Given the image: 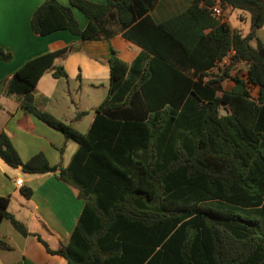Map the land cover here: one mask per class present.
<instances>
[{
	"label": "trees",
	"instance_id": "obj_1",
	"mask_svg": "<svg viewBox=\"0 0 264 264\" xmlns=\"http://www.w3.org/2000/svg\"><path fill=\"white\" fill-rule=\"evenodd\" d=\"M216 1L224 14H248L246 35L211 17ZM157 2L43 0L35 9L36 37L67 31L102 41L120 33L140 49L129 63L111 50L107 94L85 133L33 102L47 70L67 78L53 67L66 50L32 58L4 80L5 95L17 96L23 110L77 146L59 179L77 190L81 214L65 245L50 250L37 240L67 264H264V45L255 36L264 26V0H190L156 23L149 13ZM73 9L86 19L84 28ZM230 50L229 66L244 67L233 77L228 67L215 71ZM10 59L0 47V61ZM227 78L230 90L222 87ZM0 160L24 174L55 171L43 154L22 163L3 132ZM21 194L29 198L32 190ZM8 203L0 196V224L7 220L30 235Z\"/></svg>",
	"mask_w": 264,
	"mask_h": 264
},
{
	"label": "crops",
	"instance_id": "obj_2",
	"mask_svg": "<svg viewBox=\"0 0 264 264\" xmlns=\"http://www.w3.org/2000/svg\"><path fill=\"white\" fill-rule=\"evenodd\" d=\"M57 1L61 5H69V0ZM87 1L105 3V0ZM42 2L43 0H0V47L11 54L8 62L0 61V133L9 137L22 163L37 154H43L49 165L55 168L52 173L29 175L22 173L20 168L6 166L0 160V196L9 198L8 213L30 234L21 236L9 221L4 220L0 224V240L9 249L0 250V264H67L62 256L48 254L37 236L50 250L65 245L83 208V201L78 198L77 190L59 179V171L69 163L77 148L76 144L65 140L61 133L23 110L17 96L5 95L4 80L32 58L66 50L63 55L55 58L53 67H62L67 78L55 79L52 77V68L47 70L33 90V102L39 110L70 124L76 130H79L84 119L90 118L88 129L95 109L102 100H91L89 91L96 93L99 86L106 89L104 84H108V59L111 50L126 63L131 62L140 52L137 46L126 41L120 33L102 41H85L67 31H57L43 37L34 36L30 20ZM189 5L190 0H158L149 15L158 23L183 12ZM74 10L79 26L84 28L86 19ZM231 11L227 9L226 13ZM123 52H130L126 60L123 59ZM72 82L74 90H81L83 87L86 93L85 100L79 99L76 104L72 99L70 102L66 99ZM65 104L68 105L66 108ZM65 109L69 110V116L63 115ZM17 178L22 181L20 187L14 184ZM22 188L32 190L29 198L21 194Z\"/></svg>",
	"mask_w": 264,
	"mask_h": 264
},
{
	"label": "rangeland",
	"instance_id": "obj_3",
	"mask_svg": "<svg viewBox=\"0 0 264 264\" xmlns=\"http://www.w3.org/2000/svg\"><path fill=\"white\" fill-rule=\"evenodd\" d=\"M95 3V2H94ZM76 11V10H74ZM78 12V11H77ZM225 17H227V22L230 25V27L233 30H237L239 31L242 35H246L249 32L250 29V25H249V17L248 14L237 11V10H232L230 13H226L225 11ZM241 18V19H240ZM255 36L256 39L259 40L261 43L264 44V26L257 29L255 32ZM250 45L254 48L256 47V40H253ZM123 59H127L128 55H130V52H123ZM228 70H229V74L231 77H233L235 74H242L244 67L242 65H238V66H228ZM222 71H219V73ZM74 83L72 82V84L69 86L70 92L69 94H67L66 99L68 102H70V99H72L73 103L76 104L78 103V100H85L86 98V93L84 92L85 89L82 87L81 90H79L78 88L76 90L73 89V85ZM234 83L233 81H231L230 78L225 79L222 82V86L225 90L230 89L231 87H233ZM66 88H68V85H65ZM103 87V85H102ZM104 87H106L105 90H103V88H101V86H99L98 90L96 91V93H93L92 90L89 91V96L91 100H99V99H104L106 94H107V88H108V84H104ZM250 92L252 96H256V89L255 88H250ZM219 94V93H218ZM101 100V103H102ZM100 103V104H101ZM89 104V102L87 103ZM66 105V104H65ZM68 105L65 106V108ZM69 110L65 109L63 113V115L65 116H69L70 114L68 113ZM228 111L227 106H222L220 109V112L222 114H226V112ZM90 118H86L84 119L83 123L80 125V127L78 128L80 133H84L87 130L88 127V122H89ZM75 144V143H74Z\"/></svg>",
	"mask_w": 264,
	"mask_h": 264
},
{
	"label": "built area",
	"instance_id": "obj_4",
	"mask_svg": "<svg viewBox=\"0 0 264 264\" xmlns=\"http://www.w3.org/2000/svg\"><path fill=\"white\" fill-rule=\"evenodd\" d=\"M209 10H210V15L212 18L216 20L225 21L226 19L225 14L223 13V10L221 8L219 1H216V3ZM234 54H235L234 51L230 50L229 52H227L226 55L221 57V59H219L215 63V71L219 72L227 68L231 63V59L234 56ZM14 184L15 186L20 187L22 185L21 179L20 178L15 179Z\"/></svg>",
	"mask_w": 264,
	"mask_h": 264
}]
</instances>
